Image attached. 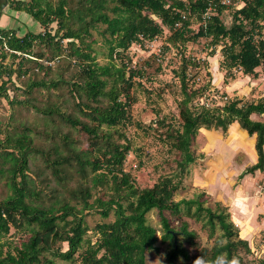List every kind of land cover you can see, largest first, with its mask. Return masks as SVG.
<instances>
[{"label":"trees","instance_id":"trees-1","mask_svg":"<svg viewBox=\"0 0 264 264\" xmlns=\"http://www.w3.org/2000/svg\"><path fill=\"white\" fill-rule=\"evenodd\" d=\"M243 1L239 9L230 7L227 26L221 14L228 8L220 0H8L10 9L37 21L43 30L29 28L22 17L15 20L25 31L16 25L0 27V104L6 100L10 110L0 128V181L6 188L0 196V240L10 227L26 232L18 245L0 241V264L72 261L81 248L79 264H146V253L157 252L158 241L167 246L168 264H192L200 255L210 261L221 254L231 258L238 245L249 250L226 206L218 201L214 207L205 205L202 195L180 200L173 195L197 158L192 143L201 127L224 134L237 122L256 137L258 160L247 171L263 168L264 121L251 115L264 114V98H230L214 91L221 104H199L208 85L190 88L187 71L189 66L199 68L200 60L181 54L173 70L179 81L178 118L154 119L160 127L167 121L166 139L177 153L174 174L135 187V178L124 168L131 146L122 130L133 101L127 85L143 75L140 66H131L127 50L165 30L176 47L200 37L220 47L218 68L224 71V82L235 77V70L256 75L255 68L264 64V0ZM209 3L216 5L217 14L203 22ZM132 12L139 17L136 24ZM94 35L101 41L99 48ZM99 54L103 62L97 61ZM104 188L103 197L99 191ZM93 208L103 218L113 215L95 225V240L85 236L89 228L84 213ZM152 210L160 239L147 220ZM165 211L199 222L214 243L201 246L187 221L172 226Z\"/></svg>","mask_w":264,"mask_h":264},{"label":"rangeland","instance_id":"rangeland-1","mask_svg":"<svg viewBox=\"0 0 264 264\" xmlns=\"http://www.w3.org/2000/svg\"><path fill=\"white\" fill-rule=\"evenodd\" d=\"M8 9L9 10L6 12L9 13L11 17L7 21V25L11 27L14 25H16L15 27L22 26L20 29H25L24 25L20 22L16 23L15 19L13 20L12 15L16 12L9 7ZM232 11L233 9L228 8L221 14V19L227 26L231 22ZM24 14L28 15L25 12ZM142 14H145V11H143ZM22 19L27 22L26 25L29 28L36 31L43 30L42 26L37 21L31 18L25 19V17ZM138 20L139 17L136 12H132V24H136ZM191 21L192 28L196 27L193 18ZM50 27L54 29L56 23H52ZM24 29L23 31L26 30ZM94 39H97L94 44L95 47H101L99 36H92V40ZM219 48L218 46L213 48L210 39L203 37L189 40L184 45L180 44L176 47L169 42V32L166 30L152 41H145L142 44H132L128 48V58L131 59V66H140L143 71L142 76L134 77L127 85L133 101L129 108L130 119L124 124V127H122L131 146V150L128 152L125 159L124 168L135 178V187L148 186L160 177L173 175L177 169L175 163V159L177 158L176 150L171 146V141L166 139L165 133L167 128L165 125L167 121L164 127H160L154 122V119L164 116L168 118L174 117V120L178 118L177 100L180 98L179 81L173 70L179 67L182 57L181 54L184 57H190L191 60L195 62L200 60L199 68L189 66L187 71L190 88H198L200 90L204 88L205 85H208V87H206L207 89L199 96V99H197L198 103L201 101L206 102L208 105H212V102L215 101L216 105L221 104L222 102L218 96V100H214V97L216 98L214 91H218L220 94L221 92H228L227 96L232 98L235 96L234 94H237L235 92L237 91L236 85H250V81L246 82V79H244L245 76L241 75L240 71L237 70L234 71L235 77H228L226 82H224V71L218 68L219 63L223 59L222 54L219 52ZM211 50H214V52L211 53ZM104 60L105 59L99 54L97 61L103 62ZM8 61L9 60L6 58L4 63ZM12 80H14L16 86H19L17 78L13 77ZM10 89L11 86L8 87V93L12 95L13 93ZM263 89L264 84H258L254 90L255 94H259ZM196 102L195 100V104H197ZM9 112L8 103L6 100L2 99L0 104V128H2L3 124L7 121ZM175 125H178L177 122H175ZM214 131L220 130L200 128L192 143V148L197 158L188 165V169H186L187 174L185 172L181 179V189H178L173 195L174 200H180L182 198L188 199L197 195H202L201 198L204 199V204L214 207V202L217 200H214L212 195L219 189L220 185H217L220 181L219 177L226 167V164H224L226 162L224 160L228 158L231 151V141H226V138L233 134L229 126L224 134L220 131L223 138L221 139V143H217L218 145L216 148L219 149L217 153L210 147V144L219 140L217 135H210ZM1 137L2 135L0 134V138ZM138 162L140 163V165H138L140 168H134V164H138ZM234 163L239 162L235 160ZM230 165H232V163H230ZM3 184V181H0V196L6 193V188ZM105 191L106 189L104 188L99 191V194L104 197ZM226 193L227 192H221L222 195ZM182 206L183 204H181V208ZM95 209L96 208H93L84 213V219L89 228L85 236L90 237L91 240H95V238L98 237V232L95 229L97 223L103 220L113 219L112 212L108 217L103 218ZM164 214L170 219L171 225L175 227L180 224L181 220L187 221L189 229L196 231L198 235L197 240L201 246H211L214 243L213 237L208 238L206 231L201 228L199 222L186 216H182L180 219L178 217H173L168 211H165ZM147 220L157 229L156 234L158 239H160V223L156 210L147 213ZM216 233L218 234L219 230H217ZM252 233H255V235L247 238L249 250L247 251L241 245H238V248L234 251V255L239 258L240 264H260V261L264 260V227L254 228ZM238 234L242 236V232L241 235L240 232H238ZM24 238H26V232L10 227L9 233L6 234L4 238H1L0 241L7 240L11 245H18ZM157 245L159 247L157 252L149 251L146 253V264H168L165 260L166 244L158 241ZM61 246L63 250L66 249L65 242L62 243ZM81 249L75 253V258L72 261H63L56 258L55 264H79L78 254L82 251ZM176 264H180V261H177Z\"/></svg>","mask_w":264,"mask_h":264},{"label":"crops","instance_id":"crops-1","mask_svg":"<svg viewBox=\"0 0 264 264\" xmlns=\"http://www.w3.org/2000/svg\"><path fill=\"white\" fill-rule=\"evenodd\" d=\"M7 10H9L8 4L4 9H2L1 12V28H11V26L7 25V21L11 17V15L6 12ZM17 17L24 18V16H19L17 12L12 15L13 20ZM255 72L256 75H244L240 72L241 75L245 76L244 79H246V82L250 81V85H236L237 91L233 89L237 93L234 94L235 96H237L238 98L247 99H257L261 97L264 98V89L259 92V94H255L254 91L258 84H264V64L257 66L255 68ZM251 118L254 120L264 121V114L253 113L251 115ZM229 128L231 129L233 134L229 135L226 138V141H231V151L228 158L224 160L226 162L224 163L226 164V167L222 171V175L219 177L220 181L217 184L220 185L219 189L214 192V195H212V197L214 198V200H217L221 202L222 205L228 207L231 220H233L234 214L229 207V200L232 196V193H236L237 195H239L242 186H246L248 189H250L252 205L256 211L251 218V222H246L245 230L239 231L240 235L242 232V236L240 237L245 239L246 232H253V229L257 227H264V163L263 168H256L254 171H247V168L254 165L258 160L255 149V134L249 135L247 131L241 128L237 122L231 123L229 125ZM214 132H212L210 135H217V138L219 140H216L215 143L210 144V147L218 153L219 149L216 148L218 145L217 143H221V139L223 137L220 131H216L215 133ZM235 160H237L239 163H234ZM230 163H232V165H230ZM221 192L227 193L225 195H222ZM257 193L259 195H257Z\"/></svg>","mask_w":264,"mask_h":264},{"label":"clouds","instance_id":"clouds-1","mask_svg":"<svg viewBox=\"0 0 264 264\" xmlns=\"http://www.w3.org/2000/svg\"><path fill=\"white\" fill-rule=\"evenodd\" d=\"M257 195H259L257 193ZM229 207L234 214V219L232 223L235 228L243 231L246 227V222H251V218L255 213V208L252 205V197L250 194V189L246 186H242L240 194L232 193L229 200ZM255 233L246 232L245 239L253 237ZM220 247H224L223 242H218ZM240 264V260L237 256L233 255L229 258L226 254H221L217 256L214 260H207L202 255L197 256L192 264Z\"/></svg>","mask_w":264,"mask_h":264},{"label":"built area","instance_id":"built-area-1","mask_svg":"<svg viewBox=\"0 0 264 264\" xmlns=\"http://www.w3.org/2000/svg\"><path fill=\"white\" fill-rule=\"evenodd\" d=\"M220 3L227 8H234L239 9L244 5L243 0H220ZM216 5L209 3L204 12L201 14V18L203 22H206L208 19L211 18V16L216 15ZM184 18V16H182ZM198 61V60H197Z\"/></svg>","mask_w":264,"mask_h":264},{"label":"water","instance_id":"water-1","mask_svg":"<svg viewBox=\"0 0 264 264\" xmlns=\"http://www.w3.org/2000/svg\"><path fill=\"white\" fill-rule=\"evenodd\" d=\"M7 4H8V0H0V16H1L2 9H4ZM172 234L175 235L176 232L172 231Z\"/></svg>","mask_w":264,"mask_h":264},{"label":"bare ground","instance_id":"bare-ground-1","mask_svg":"<svg viewBox=\"0 0 264 264\" xmlns=\"http://www.w3.org/2000/svg\"><path fill=\"white\" fill-rule=\"evenodd\" d=\"M230 69V68H229Z\"/></svg>","mask_w":264,"mask_h":264}]
</instances>
